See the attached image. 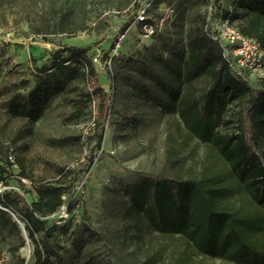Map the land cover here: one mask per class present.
<instances>
[{"label":"rangeland","instance_id":"1","mask_svg":"<svg viewBox=\"0 0 264 264\" xmlns=\"http://www.w3.org/2000/svg\"><path fill=\"white\" fill-rule=\"evenodd\" d=\"M222 1L238 28L246 0ZM141 10L152 33L139 23ZM206 13V0H0V164L29 202L41 181L68 190L64 209L50 218V264H152L150 257L156 264H236L152 229L131 193L158 175L190 178L203 165L223 166L168 107L175 70ZM69 45L87 50L97 76L73 81L33 117L30 94L44 77L40 70ZM240 70L253 86L264 83L257 67ZM238 110L230 104L226 118ZM245 199L234 197L238 205ZM11 211L22 214L21 206ZM33 249L12 215L0 214V264H29Z\"/></svg>","mask_w":264,"mask_h":264},{"label":"trees","instance_id":"2","mask_svg":"<svg viewBox=\"0 0 264 264\" xmlns=\"http://www.w3.org/2000/svg\"><path fill=\"white\" fill-rule=\"evenodd\" d=\"M231 12L227 9L225 15L230 18ZM243 18L239 30L257 38L264 48V0H246ZM139 23L144 26L149 20ZM206 24L205 14L192 29L187 57L175 70L168 107L179 114L187 130L217 152L223 166L203 165L199 175L190 178L158 175L132 190L133 205L152 229L183 236L189 249L236 264H264V151L260 150L264 83L255 87L230 67ZM125 29L127 25L122 33ZM60 52L51 65L41 68L44 77L30 94L33 117L73 81L97 76L85 48L69 45ZM203 78L207 84L200 87L197 82ZM108 100L104 94L103 101ZM230 104L239 106L235 119L226 118ZM97 128L100 146L104 124L98 123ZM10 176L9 169L0 164V180L9 183ZM36 192L37 199L29 202L18 191L7 190L0 204L10 210L21 206L22 214L16 216L34 246L29 264H50L48 237L55 226L50 218L65 206L68 190L61 182L41 181ZM236 195H244L245 201L238 205ZM7 212L0 208V214ZM149 262L156 264L152 257Z\"/></svg>","mask_w":264,"mask_h":264},{"label":"built area","instance_id":"3","mask_svg":"<svg viewBox=\"0 0 264 264\" xmlns=\"http://www.w3.org/2000/svg\"><path fill=\"white\" fill-rule=\"evenodd\" d=\"M226 10L227 8L222 0H209L206 27L212 38L220 43L223 56L234 71L244 76L240 70L241 67H257L260 71L259 76L264 77V48L261 42L255 37L244 34L239 28L234 27L230 22L231 19L225 15ZM144 12V10L138 12L139 22L147 20ZM144 27L150 28L149 33L153 32V28L149 23L144 25ZM9 159L13 165H16L15 158L12 155L9 156ZM21 179L24 182H28L25 178ZM14 188V186L9 185L4 180H0V197L3 196L5 191ZM17 190L19 189L17 188ZM0 208H3L1 204ZM61 209L63 210L64 206Z\"/></svg>","mask_w":264,"mask_h":264},{"label":"water","instance_id":"4","mask_svg":"<svg viewBox=\"0 0 264 264\" xmlns=\"http://www.w3.org/2000/svg\"><path fill=\"white\" fill-rule=\"evenodd\" d=\"M2 209H4V210H6V211H8V210H10V209H8V208H5V207H3ZM11 211V210H10ZM12 212V211H11ZM12 214H13V216L17 219V223H18V225H19V227L21 228V230H22V232H24L26 229H25V227H24V225L21 223V221L17 218V216H16V214L15 213H13L12 212Z\"/></svg>","mask_w":264,"mask_h":264},{"label":"bare ground","instance_id":"5","mask_svg":"<svg viewBox=\"0 0 264 264\" xmlns=\"http://www.w3.org/2000/svg\"><path fill=\"white\" fill-rule=\"evenodd\" d=\"M8 212L12 215V217L14 218V220H15L16 222H18L17 219L13 216L12 212H11L10 210H8ZM21 223H22V222H21ZM22 224H23V223H22ZM23 233H24V235L28 238L27 231L25 230ZM29 245H30V242H29Z\"/></svg>","mask_w":264,"mask_h":264}]
</instances>
